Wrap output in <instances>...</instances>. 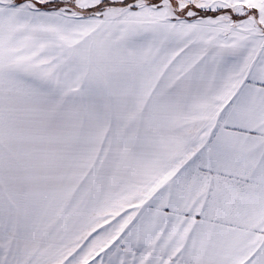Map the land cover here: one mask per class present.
I'll return each mask as SVG.
<instances>
[{
	"label": "snow or ice",
	"instance_id": "1",
	"mask_svg": "<svg viewBox=\"0 0 264 264\" xmlns=\"http://www.w3.org/2000/svg\"><path fill=\"white\" fill-rule=\"evenodd\" d=\"M0 264H264V0H0Z\"/></svg>",
	"mask_w": 264,
	"mask_h": 264
}]
</instances>
